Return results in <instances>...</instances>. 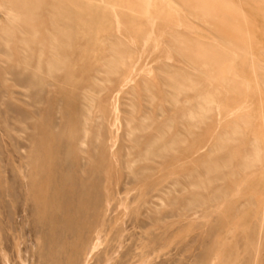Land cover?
I'll use <instances>...</instances> for the list:
<instances>
[{
    "label": "rangeland",
    "instance_id": "1",
    "mask_svg": "<svg viewBox=\"0 0 264 264\" xmlns=\"http://www.w3.org/2000/svg\"><path fill=\"white\" fill-rule=\"evenodd\" d=\"M145 1L0 0V264H264V0Z\"/></svg>",
    "mask_w": 264,
    "mask_h": 264
},
{
    "label": "bare ground",
    "instance_id": "2",
    "mask_svg": "<svg viewBox=\"0 0 264 264\" xmlns=\"http://www.w3.org/2000/svg\"><path fill=\"white\" fill-rule=\"evenodd\" d=\"M137 1V0H136ZM144 2L146 3V1L144 0ZM87 3V2H86ZM139 3V2H138ZM143 3V2H142ZM141 3V4H142ZM150 3V2H149ZM152 3V2H151ZM140 5V4H139ZM150 6V5H149ZM144 7V6H143ZM147 8V7H146ZM121 10V9H120ZM145 10H147V9H145ZM150 10V9H149ZM161 11V10H160ZM147 12V11H146ZM149 12V11H148ZM127 13H129L128 11H127ZM131 13V12H130ZM145 14V13H144ZM129 15H132V14H129ZM115 16H116V14H115ZM135 16V15H134ZM145 16V15H144ZM145 17H147V16H145ZM149 17V16H148ZM148 20V19H147ZM151 20V19H150ZM149 22V21H148ZM167 22V21H166ZM163 23H165V22H163ZM153 26V25H152ZM155 26H156V24H155ZM147 27H149V26H147ZM163 27H164V25H163ZM150 28V27H149ZM152 28H154V27H152ZM156 29V28H155ZM154 29V30H155ZM125 31H126V29H125ZM151 31V30H150ZM153 31V30H152ZM161 32V31H160ZM152 33H154V32H152ZM163 33V32H162ZM170 33V32H169ZM146 34V36L147 35H149V34H147V33H145ZM166 34V33H165ZM126 35H128V34H126ZM143 35V34H142ZM151 35V34H150ZM154 35V34H153ZM152 35V36H153ZM144 36V35H143ZM142 36V37H143ZM156 36V35H155ZM163 37H164V35H162ZM140 37V36H139ZM142 37H141V39H142ZM172 37V36H171ZM154 38V37H153ZM156 38V37H155ZM160 38V37H159ZM159 38H158V40H159ZM149 39V38H148ZM147 38L145 39L146 41L148 40ZM124 40V39H123ZM129 40H131L130 39V37H129ZM157 40V41H158ZM161 40H162V37H161ZM163 40H164V38H163ZM188 42V41H187ZM134 43V42H133ZM178 43V42H177ZM132 44V43H131ZM130 43H129V45H131ZM150 45V44H149ZM148 45V46H149ZM153 45H155V43L153 44ZM162 45V44H161ZM160 45V46H161ZM111 46L113 47V48H115V50H117L118 49V51H119V66H117V67H115L114 68V71L115 72H117L118 71V69H120L119 67H121V66H125L124 65V57L123 56H126V54L130 51L128 48V46L125 44V43H122V41L121 42H119V43H117L116 41H112V44H111ZM132 46V45H131ZM130 46V47H131ZM173 46V45H172ZM143 47V46H142ZM147 47V46H146ZM158 47V46H157ZM144 48V47H143ZM153 48V47H152ZM134 49V48H133ZM135 49H137V48H135ZM164 49H166L167 50V48H164ZM145 50V49H144ZM169 50H167V52L166 51H164V53L166 54V53H170L171 54V52H168ZM104 52V51H103ZM139 52V51H138ZM141 52H142V49H141ZM146 52V51H145ZM144 52V53H145ZM118 53V52H117ZM143 53V52H142ZM141 53V54H142ZM143 53V54H144ZM139 54V53H138ZM170 54H168V55H170ZM176 54V53H175ZM123 55V56H122ZM137 55V54H136ZM167 55V54H166ZM171 55H173V54H171ZM140 55H138V57H139ZM165 57H168V56H165ZM170 58H171V56H169ZM172 57H174V56H172ZM142 58H144L143 56H142ZM160 58V57H159ZM159 58H157V59H159ZM164 58V57H163ZM162 58V59H163ZM140 59H141V57H140ZM139 59V60H140ZM145 59V58H144ZM165 60V59H164ZM171 60H172V58H171ZM142 61V60H141ZM161 60H159V62H160ZM166 61V60H165ZM106 63H108V61H105ZM167 62V61H166ZM96 63V62H95ZM144 63V62H143ZM138 64V66H139V63H137ZM141 65H143V64H141ZM159 65V64H158ZM138 66H137V68H138ZM144 66H145V64H144ZM150 67V66H149ZM148 67V68H149ZM170 66H168V68H169ZM135 68V67H134ZM144 68H146V67H143V70H144ZM166 68V67H165ZM173 68V67H172ZM105 69V68H104ZM151 69V68H150ZM100 70V69H99ZM136 70H138V69H136ZM142 70V69H141ZM149 70V69H148ZM147 70V68L145 69V71H143L144 73L146 72V71H148ZM151 70H153V69H151ZM150 70V71H151ZM107 71V70H106ZM163 71V70H162ZM127 72H128V70H127ZM136 72V71H135ZM141 72V71H140ZM154 72V71H153ZM159 72V71H158ZM164 72H166L167 74H168V76H169V78H173L174 80L173 81H175V86H176V89H177V91H178V93H181L184 89H185V83H186V80L188 81V79L189 78H186V77H184L183 78V76H181V75H178L177 73H174L175 72V69L173 68V69H171L170 71L168 70V69H166V70H164ZM132 73H134V72H132ZM138 73V72H137ZM136 74V73H135ZM140 73H138L137 75H139ZM142 74V73H141ZM146 74V73H145ZM148 74V73H147ZM124 75V74H123ZM146 76V75H145ZM162 76V75H161ZM164 76V75H163ZM162 76V77H163ZM125 77V76H124ZM132 77V76H131ZM130 77V78H131ZM128 78V77H127ZM159 78V77H158ZM96 81H100L101 79H99V78H94ZM137 79H138V77H137ZM135 80V79H134ZM132 81V80H131ZM135 81H137V80H135ZM128 83V82H127ZM165 84V83H164ZM130 85V84H129ZM126 86H128L127 84H126ZM120 89V88H119ZM171 90V89H170ZM170 90H167L166 88H165V95H167V98L170 96V95H172L171 93H170ZM172 92V91H171ZM89 95V94H88ZM90 97V96H89ZM165 100H167V101H171V99H165ZM209 102H207V104H208ZM245 105V104H244ZM117 108V107H116ZM199 110L201 111V108H199ZM181 117H182V119H181V121L180 122H186V123H188V121H193V122H195L197 119H199L200 117H202V115L200 114V113H194L193 114V116L191 117V116H189L187 113L186 114H182L181 115ZM171 123H172V121H170V122H167L166 124H164L165 126H167V127H169L170 125H171ZM186 125V124H185ZM145 127H147L146 125H145ZM223 166V165H222ZM198 187H200V186H198Z\"/></svg>",
    "mask_w": 264,
    "mask_h": 264
}]
</instances>
